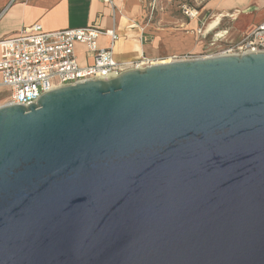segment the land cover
Segmentation results:
<instances>
[{"label":"water","instance_id":"obj_1","mask_svg":"<svg viewBox=\"0 0 264 264\" xmlns=\"http://www.w3.org/2000/svg\"><path fill=\"white\" fill-rule=\"evenodd\" d=\"M0 264H264V52L0 106Z\"/></svg>","mask_w":264,"mask_h":264},{"label":"built area","instance_id":"obj_2","mask_svg":"<svg viewBox=\"0 0 264 264\" xmlns=\"http://www.w3.org/2000/svg\"><path fill=\"white\" fill-rule=\"evenodd\" d=\"M102 2L112 6L114 0ZM183 11L189 17L198 13L187 4ZM102 36L109 37V44L105 47L99 44ZM117 39L115 28L103 29L97 24L53 31L34 24L13 36L0 38V90L7 88L10 91L7 98L0 99V106H29L43 93L65 85L111 78L131 68L161 63V60L147 56L131 62L116 61L113 52ZM78 44L86 47L91 58L88 63L79 61ZM255 52H264V20L240 39L226 42L213 52L196 57L174 55L171 61Z\"/></svg>","mask_w":264,"mask_h":264},{"label":"crops","instance_id":"obj_3","mask_svg":"<svg viewBox=\"0 0 264 264\" xmlns=\"http://www.w3.org/2000/svg\"><path fill=\"white\" fill-rule=\"evenodd\" d=\"M139 12L138 0H114L112 6L102 0H0V38L13 36L34 24H41L47 31L97 24L103 29L115 28L117 41L126 52L119 62L137 61L144 56L150 57L151 51V46L144 44L147 36L138 23ZM99 44L107 46L109 37L102 36ZM116 48L117 43L114 46V59ZM76 53L81 63L91 61L83 44L77 45Z\"/></svg>","mask_w":264,"mask_h":264},{"label":"rangeland","instance_id":"obj_4","mask_svg":"<svg viewBox=\"0 0 264 264\" xmlns=\"http://www.w3.org/2000/svg\"><path fill=\"white\" fill-rule=\"evenodd\" d=\"M140 25L144 28L151 46L150 58L164 60L179 56H203L217 50L222 44L239 38L264 18V0H239L233 5L242 10V15L234 25L238 32L232 39L218 36L219 28L205 32V21L213 10L227 8V0H138ZM189 5L196 16L189 17L183 6ZM232 7V8H233ZM217 31V32H216ZM217 33V34H216ZM117 43L115 59L122 61L125 49ZM10 91L0 90V99L7 98Z\"/></svg>","mask_w":264,"mask_h":264},{"label":"bare ground","instance_id":"obj_5","mask_svg":"<svg viewBox=\"0 0 264 264\" xmlns=\"http://www.w3.org/2000/svg\"><path fill=\"white\" fill-rule=\"evenodd\" d=\"M237 1L239 0H227V8H223L222 10H213L211 16L205 21L203 30L208 32L214 28H219L220 31L218 32V36L232 39L238 32L234 23L243 13L240 8L233 7ZM255 2L258 4L259 0H255ZM117 4H119V2H117ZM194 16L195 14L193 13V17ZM169 61H171V58L161 60L160 62L166 63Z\"/></svg>","mask_w":264,"mask_h":264}]
</instances>
